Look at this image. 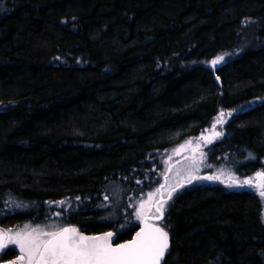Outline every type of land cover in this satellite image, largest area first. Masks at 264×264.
Masks as SVG:
<instances>
[{"label": "trees", "instance_id": "1", "mask_svg": "<svg viewBox=\"0 0 264 264\" xmlns=\"http://www.w3.org/2000/svg\"><path fill=\"white\" fill-rule=\"evenodd\" d=\"M221 112L208 156L264 172V0H0V226L131 239L140 225L116 196L136 206ZM159 223L164 264H264V198L250 190L185 186Z\"/></svg>", "mask_w": 264, "mask_h": 264}, {"label": "snow or ice", "instance_id": "2", "mask_svg": "<svg viewBox=\"0 0 264 264\" xmlns=\"http://www.w3.org/2000/svg\"><path fill=\"white\" fill-rule=\"evenodd\" d=\"M224 59V56H218L211 61V64L215 66L223 62ZM224 115V112L219 114L213 129L216 124L224 122ZM214 135L219 137L222 133L214 132ZM189 143L191 142L189 141ZM257 177H264V173H257ZM200 179L219 180L220 176H191L187 183ZM228 181L229 187H243L252 184L251 180L239 181L232 175H229ZM182 186L179 185V187ZM258 187L264 189V183L258 184ZM157 191L159 192L160 189ZM152 195L154 194H149L150 197ZM261 195L264 196V190L261 191ZM171 196L172 192H169L168 198L171 199ZM165 203L164 200L158 203L156 207L158 215L155 216V219L163 218ZM112 236L113 233L109 232L103 237H88L79 234L74 227L44 232L36 228L28 230L25 226L22 232L18 231L14 236L0 231V251L9 246L19 245L21 255L17 257V261L24 262L26 260L27 264H160L169 247L168 233L156 225L146 224L140 232H137L133 240L115 247L109 242Z\"/></svg>", "mask_w": 264, "mask_h": 264}, {"label": "rangeland", "instance_id": "3", "mask_svg": "<svg viewBox=\"0 0 264 264\" xmlns=\"http://www.w3.org/2000/svg\"><path fill=\"white\" fill-rule=\"evenodd\" d=\"M259 101L253 102L256 104ZM225 115L223 117V121L225 119ZM215 124V123H214ZM222 124V123H221ZM221 124H216L215 129H205L203 133L197 136H189L183 142L179 143L171 153L168 154L166 159L164 160L163 170L161 171V179L162 182L159 183L156 190L143 192L142 197H137L135 199V205H127V200L130 199L129 195L122 196L120 193L117 198H115V206L122 203L125 208V224L130 222H134L135 224H141L142 220L147 217L150 219H155V216L158 215L156 212V207L161 200L166 201V203L170 200L168 198V193L172 192V196L175 192L179 191L185 186L193 185V184H220L223 186H228V177L229 175L234 176L239 181L251 180L252 184L245 185L243 187H230L233 189H247L250 190L261 197V189L258 187V184L264 183V177H257V173H264L263 171H255L247 176H239L237 173L231 169L228 163L223 164V166L219 163V156L209 157L206 151H209L214 148V144L220 140L221 136L215 137L214 132H220ZM189 141L191 143H189ZM210 141V142H208ZM183 146V147H181ZM221 165V166H220ZM219 175V180H192L191 183H187V181L191 178V176H213ZM163 185V188H161ZM179 185H183L179 187ZM157 189H160L158 192ZM175 189V191H173ZM149 194H154L151 197ZM122 196V197H121ZM171 196V197H172ZM136 198V197H134ZM133 200V199H132ZM165 206V204H164ZM127 210V211H126ZM139 213V215H138ZM157 221H161L157 220ZM128 225V224H127ZM62 226L58 222H50L48 224H39L34 225L33 227L29 225L27 228L31 230L36 228L38 230H42L44 232H51L60 229ZM25 227L21 229H16L14 231L8 230L9 235H15L16 232H22ZM114 231V230H112ZM115 232V231H114ZM10 247V246H9ZM15 248L19 251L18 257L21 255L19 250V245H16ZM7 249V248H6ZM17 259V258H16ZM22 264H27L26 260L22 262Z\"/></svg>", "mask_w": 264, "mask_h": 264}, {"label": "water", "instance_id": "4", "mask_svg": "<svg viewBox=\"0 0 264 264\" xmlns=\"http://www.w3.org/2000/svg\"><path fill=\"white\" fill-rule=\"evenodd\" d=\"M146 224L159 226L160 228H163L165 232L168 233V244H169V247H168L167 251L165 252V254L163 256V259L160 262V264H164L165 258L168 255V253L170 252L172 235L167 229H165L163 226L158 224L157 221H155L153 219L150 220L148 218H145L144 221L142 222V224L140 225L139 229L133 234L131 239L126 240V241L121 242V243H117V244L114 243L115 236H116L114 231H107V232H103V233L93 234V233H88V232L82 231L76 226H65V227H68V228H73L74 227V228H76L78 230L79 234L84 235V236H88V237H103L106 233L111 232V233H113V236H112V238H111V240L109 242L115 247L116 245L125 244V243L133 240L136 237L137 232H140L141 229H143ZM0 231H3L4 233L8 234L7 229L4 228L3 226H0ZM3 251L4 250L0 251V257H1V254L3 253ZM13 262H16V264H22V262L17 261V259H8V260H1L0 259V264H13Z\"/></svg>", "mask_w": 264, "mask_h": 264}]
</instances>
